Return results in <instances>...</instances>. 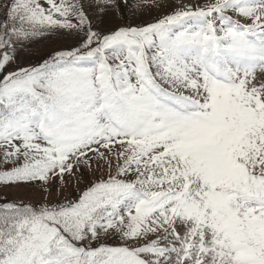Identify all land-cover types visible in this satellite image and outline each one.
Returning <instances> with one entry per match:
<instances>
[{
    "label": "snow or ice",
    "instance_id": "snow-or-ice-1",
    "mask_svg": "<svg viewBox=\"0 0 264 264\" xmlns=\"http://www.w3.org/2000/svg\"><path fill=\"white\" fill-rule=\"evenodd\" d=\"M0 264H264V0H0Z\"/></svg>",
    "mask_w": 264,
    "mask_h": 264
}]
</instances>
